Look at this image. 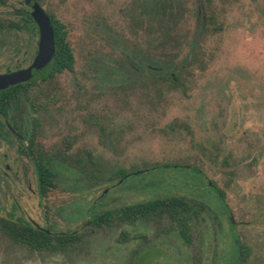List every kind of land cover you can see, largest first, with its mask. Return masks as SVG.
<instances>
[{
  "label": "rangeland",
  "instance_id": "374dc122",
  "mask_svg": "<svg viewBox=\"0 0 264 264\" xmlns=\"http://www.w3.org/2000/svg\"><path fill=\"white\" fill-rule=\"evenodd\" d=\"M143 1L39 0L66 25L76 61L37 80L31 96L45 106L23 110L29 127L38 120L37 143L78 165L40 198L29 157L1 138L0 218L84 235L74 248L31 250L0 226V264H264V0H169L153 22ZM32 10L0 0V72L35 57L39 35L22 15ZM133 53L179 64L182 84L123 78ZM122 170L133 172L110 183ZM166 196L196 201L187 238L169 216L81 227L96 212Z\"/></svg>",
  "mask_w": 264,
  "mask_h": 264
},
{
  "label": "trees",
  "instance_id": "16d2710c",
  "mask_svg": "<svg viewBox=\"0 0 264 264\" xmlns=\"http://www.w3.org/2000/svg\"><path fill=\"white\" fill-rule=\"evenodd\" d=\"M35 1L39 2V0ZM155 7L156 10H163L162 1L160 3L157 0ZM22 15L24 16V26L28 31H32L33 26H37L36 21L33 19L31 13H25ZM50 17L55 32L56 53L54 59L50 66L40 75L27 82L18 83L0 91V139L5 138L8 134L12 135V133L6 128L3 118H10L12 124L16 126L18 122H21L23 106H28L31 110L42 107V104L37 101L36 97L31 96V92L34 91L39 76L43 77L44 80H47L52 79L58 73H62L66 70L72 71L74 69L76 58L74 51L69 44L66 25L51 14ZM160 18L162 17L157 16L155 20L157 21ZM13 24L20 26L18 23ZM6 28V19L0 15V34L5 31ZM133 54L127 56L126 60L132 62L133 57L141 60L140 68L149 70L150 75H153L155 78V83L167 82L170 87H177L182 84L181 69L183 67L179 64L168 62L167 60L158 57L153 58L145 53ZM146 64L150 65V68L145 67ZM30 120L33 121L34 124L38 123L37 119L30 118ZM17 129L22 132L26 128ZM26 131L29 130L26 129ZM30 141L31 144L29 147L34 149L33 140L31 138ZM71 146L72 142L67 141L66 148L68 149ZM39 152L35 154L37 163L36 172L39 175L40 182L44 186L54 185L56 172L64 170V168L71 169V166H74L75 168V165H78L75 164L77 162L69 157L66 152H61L58 159L50 158L45 152ZM88 153L92 158L91 151ZM169 166L170 165H165L164 167ZM131 174L132 171L122 170L116 177L125 178ZM116 177H113L112 180ZM220 193L223 194L221 191ZM195 203V200L185 196H166L149 199L117 209H107L98 213L96 212L90 219L89 224L92 228H100L103 226H110L116 220L127 224H134L139 220L169 216L173 221L180 223L182 226V235L187 238V233L184 230L187 227L188 218H190V215H192L194 210L197 209ZM0 226L2 231L10 237L13 242L23 244L31 250H52L56 247L60 249L74 248L82 242L84 235L83 232L50 233L34 226L30 221L21 217L13 218L10 216L0 218ZM240 251L243 253V258L246 249L241 247Z\"/></svg>",
  "mask_w": 264,
  "mask_h": 264
},
{
  "label": "flooded vegetation",
  "instance_id": "af4514ba",
  "mask_svg": "<svg viewBox=\"0 0 264 264\" xmlns=\"http://www.w3.org/2000/svg\"><path fill=\"white\" fill-rule=\"evenodd\" d=\"M156 1L157 0H144L143 1V4H142V15H145L146 16V18H147V20H149V22L151 21V22H153V21H156L155 19H156V17L157 16H160V17H164V14H165V12H166V9H167V4H168V1L169 0H158L160 3H161V1H162V3H163V10H156V7H155V4H156ZM149 2H150V4H149ZM32 15V14H31ZM33 17V16H32ZM34 19V18H33ZM37 24V23H36ZM33 27H36V30H37V32H38V35H39V39H40V30H39V26L37 25V26H33ZM27 30V29H26ZM28 31V30H27ZM39 39H38V43H37V50H36V55H37V53H38V48H39ZM70 44V43H69ZM71 46V45H70ZM72 48V47H71ZM55 53H56V43H55ZM36 55H35V57H36ZM134 55V54H133ZM55 56V55H54ZM34 57V58H35ZM34 58H33V60H34ZM54 59V58H53ZM52 59V60H53ZM33 60H32V62H33ZM52 60H51V62H52ZM125 69L123 68V70H121L120 72H121V74H120V76H122L123 78H126V75L127 76H129L130 74H137V75H140V76H142V77H148V78H152L153 79V81L155 82V78L153 77V75H150V73H149V70H147V69H144V68H140V65H141V60H139L138 58H135V57H133V60H132V62L131 61H128V60H126L125 59ZM168 62H170L169 60H167ZM31 62V63H32ZM51 62L49 63V65L47 66V68L50 66V64H51ZM30 63V64H31ZM29 64V65H30ZM29 65H27V66H29ZM27 66H25V67H21L20 65H16V68L15 69H8L6 72H0V74H4V73H10V72H13V71H16V70H19V69H23V68H26ZM123 66H124V64H123ZM145 67H149L150 68V65H148V64H146L145 65ZM46 68V69H47ZM46 69H44V70H42L41 72H39V73H37L35 76H33L31 79H33L34 77H36V76H38V75H40L41 73H43ZM107 72L108 71H102V75L103 76H105V77H109V76H111L110 75V73H109V75L107 76ZM30 79V80H31ZM39 79H43V81H45L44 80V78L43 77H41V76H39L38 77V79L37 80H39ZM29 81V80H28ZM25 82H27V81H25ZM21 83H23V82H21ZM16 85V84H15ZM13 86V85H12ZM10 87V86H9ZM9 87H7V88H9ZM7 88H4V89H0V91H2V90H5V89H7ZM42 106L44 107L45 105L44 104H42ZM25 108V106L22 108V119H23V121H22V119H21V122H18L17 124H16V126L14 125V124H12V121L10 120V118L8 119H6V118H3V121H4V123H5V126H6V128L10 131V133H12V135L11 134H6L7 136L5 137V138H3V141H6V142H8V144H10V145H13L14 144V141L16 140V142H17V148L16 149H18L19 150V152L20 153H22V154H24L25 156H28L29 157V159H30V163H31V165H32V168H33V171H34V173H35V175H36V179H37V189L35 190V191H33V192H35V193H37L38 194V196H40V198H43V197H45L47 194V192L48 191H51L50 189H52V188H54V185L53 186H44L41 182H40V179H39V175H38V173L36 172V167H37V163H36V156H35V154L37 153V152H39V151H41V152H45V154L47 155V156H49L50 158H54V159H58L59 158V155L61 154L59 151L57 152H54V153H49L48 151H45L44 150V148L42 147V145L40 144V143H37V141H36V137H37V135H38V132H39V130H38V127H39V123H37V124H34V122L33 121H31L32 122V126L31 127H29L28 126V122H29V120H28V118L26 117V114H27V112H25L23 109ZM29 110H30V112H36L37 110H38V108L36 109L35 108V110H31V108H29ZM17 128H20V129H28L29 131H26V129L25 130H23L22 132H20ZM34 129H35V131H34ZM30 138L33 140V146H34V149H31L30 147H29V145L31 144V141H30ZM72 147V146H71ZM70 147V148H71ZM70 148H68V149H70ZM90 150H86V154H87V156L89 157V158H91L90 157V155H89V152ZM26 152V153H25ZM40 153V152H39ZM91 154H92V152H91ZM39 155V154H38ZM163 166H165V165H163ZM5 168L8 170L9 169V165L8 164H5ZM149 168V167H148ZM141 169V168H140ZM62 172H63V170H62ZM65 172V171H64ZM68 172H69V170H68ZM73 173L75 172V171H72ZM133 172V171H132ZM60 171H58V172H56V175H55V179L56 178H58V177H60ZM6 176H8L9 175V173H7V172H5L4 173ZM17 174V173H16ZM125 178H127V177H125ZM125 178H114L113 180L111 179L110 181V183H114L115 181H120L119 183H121ZM116 179V180H115ZM96 200L97 199H95L94 201L96 202ZM94 201H93V206L94 205H96L95 203H94ZM26 220H28V221H30L34 226H36V227H38V228H41V229H44V230H46L47 232H50V233H54V234H59V233H72V232H79L78 231V229H74V230H68V231H65V230H57V229H54L52 226H43V225H41V224H39L38 222H36L35 220H33V219H26ZM90 222V220H88V221H84L83 223H82V225H81V227H82V229H85V226L88 224ZM247 250L249 251L250 249L249 248H247ZM248 251H246L245 253H246V255L244 256V261L246 260V256H247V253H248Z\"/></svg>",
  "mask_w": 264,
  "mask_h": 264
},
{
  "label": "water",
  "instance_id": "95a60500",
  "mask_svg": "<svg viewBox=\"0 0 264 264\" xmlns=\"http://www.w3.org/2000/svg\"><path fill=\"white\" fill-rule=\"evenodd\" d=\"M32 7V16L39 26V48L33 62L26 68L0 74V89L30 80L46 69L55 55V32L50 15L35 0H25Z\"/></svg>",
  "mask_w": 264,
  "mask_h": 264
}]
</instances>
